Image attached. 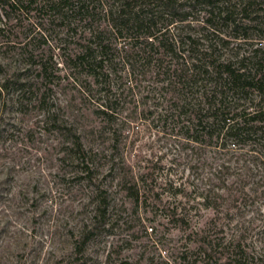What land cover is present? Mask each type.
<instances>
[{"label":"trees","instance_id":"16d2710c","mask_svg":"<svg viewBox=\"0 0 264 264\" xmlns=\"http://www.w3.org/2000/svg\"><path fill=\"white\" fill-rule=\"evenodd\" d=\"M251 23L264 28V0H0V101L34 103L58 159L96 194L73 256L46 264H78L119 192L145 208L147 234L178 230L167 264H264L249 240L264 235V52ZM142 125L187 150L189 184L158 190L116 155L119 136Z\"/></svg>","mask_w":264,"mask_h":264},{"label":"rangeland","instance_id":"374dc122","mask_svg":"<svg viewBox=\"0 0 264 264\" xmlns=\"http://www.w3.org/2000/svg\"><path fill=\"white\" fill-rule=\"evenodd\" d=\"M254 24L251 34L263 40L264 52V28ZM57 88L58 99L65 104L70 93L60 90V85ZM42 118L34 103L21 106L13 100L6 105L0 101V264L66 262L73 256L74 242L83 226L95 214L94 187L86 180L72 178L70 168L58 159L61 151L57 140L39 122ZM87 121L99 125L94 116ZM105 136L108 139L101 147L113 150L115 139ZM114 152L132 163L137 175L149 171L151 184L158 190L166 181L189 184L193 180L185 160L187 150H180L176 139L156 128L142 125L139 133L132 132L126 139L119 136ZM204 156H211V151H205ZM108 169L109 164L101 167L103 174ZM249 180L248 187L253 185V179ZM102 181L115 189L118 178L109 175ZM124 194H116L117 205L108 211L111 219L109 216L102 231L88 242L78 264H119L124 259L167 264L165 252L177 246L178 230L170 226L162 238L164 229L159 224L157 234H147L139 220L147 215L145 208H137ZM170 196L165 194V198ZM257 202L252 210L263 205ZM253 216L252 211L247 213V219ZM145 224L151 226V221ZM259 225L262 228V223ZM249 240H256L258 249L264 246V235L258 239L255 231Z\"/></svg>","mask_w":264,"mask_h":264}]
</instances>
